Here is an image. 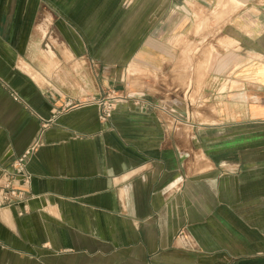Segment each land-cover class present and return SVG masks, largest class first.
Segmentation results:
<instances>
[{
    "label": "crops",
    "instance_id": "obj_1",
    "mask_svg": "<svg viewBox=\"0 0 264 264\" xmlns=\"http://www.w3.org/2000/svg\"><path fill=\"white\" fill-rule=\"evenodd\" d=\"M125 4L80 48L64 18L79 68L45 84V3L0 0V177L40 143L24 213L0 208V264H264V0ZM109 88L127 98L103 122L87 102Z\"/></svg>",
    "mask_w": 264,
    "mask_h": 264
},
{
    "label": "rangeland",
    "instance_id": "obj_2",
    "mask_svg": "<svg viewBox=\"0 0 264 264\" xmlns=\"http://www.w3.org/2000/svg\"><path fill=\"white\" fill-rule=\"evenodd\" d=\"M45 3L44 7H41V22L40 30H37L36 37L37 42L35 43V50L32 54L34 68L30 69L31 73L41 83L48 84L50 75L52 79H55L56 83H63L66 77L75 74L76 68H79V64L68 60L63 63L64 60L60 55L64 54L58 51L63 47L60 46L58 40H54V34H57V28L62 24L63 19H67L72 24V39L75 41L78 48H80L79 36L83 37V22L87 19L107 18L112 17L114 8L121 5L117 15L121 18L125 16L127 10L123 9L128 2L144 0H42ZM148 1V0H146ZM125 8V7H124ZM48 20H47V19ZM60 24V25H58ZM53 50V52L51 51ZM53 60L50 59L52 54ZM65 55V54H64ZM62 60V61H61ZM48 75V76H47ZM76 75V74H75ZM74 75V76H75ZM53 84V82H51Z\"/></svg>",
    "mask_w": 264,
    "mask_h": 264
},
{
    "label": "built area",
    "instance_id": "obj_3",
    "mask_svg": "<svg viewBox=\"0 0 264 264\" xmlns=\"http://www.w3.org/2000/svg\"><path fill=\"white\" fill-rule=\"evenodd\" d=\"M126 98L123 91L109 88L103 91L101 96L93 98L87 103L95 104L98 108L99 119L108 122L115 109ZM46 125L47 123H45ZM39 144V141L36 140L24 153L13 158L11 170H3L0 177V208L16 206L22 209L20 214L24 213L30 198L24 187L31 182L27 163Z\"/></svg>",
    "mask_w": 264,
    "mask_h": 264
}]
</instances>
